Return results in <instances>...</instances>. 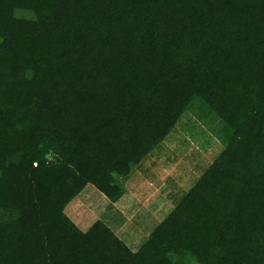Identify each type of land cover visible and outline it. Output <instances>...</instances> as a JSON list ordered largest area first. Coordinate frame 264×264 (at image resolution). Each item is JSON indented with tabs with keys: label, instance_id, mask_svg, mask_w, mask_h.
Segmentation results:
<instances>
[{
	"label": "trees",
	"instance_id": "obj_1",
	"mask_svg": "<svg viewBox=\"0 0 264 264\" xmlns=\"http://www.w3.org/2000/svg\"><path fill=\"white\" fill-rule=\"evenodd\" d=\"M186 114L219 151L138 251L80 229ZM0 264H264V0H0Z\"/></svg>",
	"mask_w": 264,
	"mask_h": 264
},
{
	"label": "rangeland",
	"instance_id": "obj_2",
	"mask_svg": "<svg viewBox=\"0 0 264 264\" xmlns=\"http://www.w3.org/2000/svg\"><path fill=\"white\" fill-rule=\"evenodd\" d=\"M219 148L210 127L186 114L159 152L145 159L123 182L126 193L119 202H111L88 185L67 206L66 214L82 230L97 220L104 221L131 250L138 251L172 210L169 194L174 201L181 198L200 176L199 167L213 161Z\"/></svg>",
	"mask_w": 264,
	"mask_h": 264
}]
</instances>
